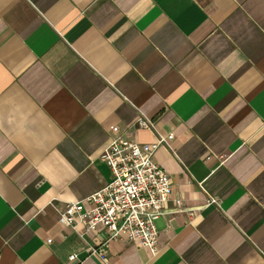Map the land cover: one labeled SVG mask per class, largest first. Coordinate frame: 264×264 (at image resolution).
<instances>
[{"label":"crops","instance_id":"1","mask_svg":"<svg viewBox=\"0 0 264 264\" xmlns=\"http://www.w3.org/2000/svg\"><path fill=\"white\" fill-rule=\"evenodd\" d=\"M113 127L173 135L155 256L57 222ZM0 264H264V0H0Z\"/></svg>","mask_w":264,"mask_h":264},{"label":"built area","instance_id":"2","mask_svg":"<svg viewBox=\"0 0 264 264\" xmlns=\"http://www.w3.org/2000/svg\"><path fill=\"white\" fill-rule=\"evenodd\" d=\"M134 127L155 132V122L140 111ZM172 137L157 135L153 143L138 144L125 138L118 127L111 129L108 144L100 155L110 170V182L84 200L66 203L57 211L59 225L71 230L82 226L84 235L102 227L105 240L88 249L90 257L105 261L109 243L122 239L147 248L153 256L159 253L156 221L164 215L172 182L152 158ZM210 202L216 203L214 199ZM175 206L181 210L182 202L175 201ZM76 260L75 254L69 257L71 262Z\"/></svg>","mask_w":264,"mask_h":264}]
</instances>
